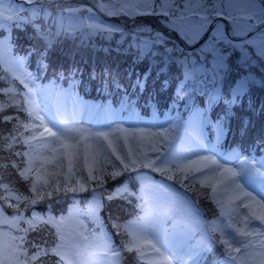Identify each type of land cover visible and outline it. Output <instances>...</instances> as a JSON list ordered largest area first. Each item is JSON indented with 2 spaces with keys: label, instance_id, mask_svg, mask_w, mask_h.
<instances>
[{
  "label": "snow or ice",
  "instance_id": "6c2138e0",
  "mask_svg": "<svg viewBox=\"0 0 264 264\" xmlns=\"http://www.w3.org/2000/svg\"><path fill=\"white\" fill-rule=\"evenodd\" d=\"M0 264H264V0H0Z\"/></svg>",
  "mask_w": 264,
  "mask_h": 264
}]
</instances>
